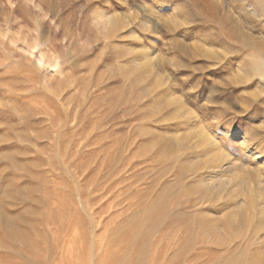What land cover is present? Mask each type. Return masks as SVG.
I'll return each instance as SVG.
<instances>
[{
    "label": "rangeland",
    "instance_id": "1",
    "mask_svg": "<svg viewBox=\"0 0 264 264\" xmlns=\"http://www.w3.org/2000/svg\"><path fill=\"white\" fill-rule=\"evenodd\" d=\"M263 68L264 0H0V264H264Z\"/></svg>",
    "mask_w": 264,
    "mask_h": 264
},
{
    "label": "bare ground",
    "instance_id": "2",
    "mask_svg": "<svg viewBox=\"0 0 264 264\" xmlns=\"http://www.w3.org/2000/svg\"><path fill=\"white\" fill-rule=\"evenodd\" d=\"M103 16L106 19H109V21H111L113 26L115 25L114 23L117 21L116 20L117 17L115 15L105 14ZM242 40L247 42L248 38L243 36ZM259 60L257 61V64L253 66V69L256 72L260 71V64H262L261 61ZM148 66L149 64L147 63V65H144L143 67H145V70H147ZM171 104H173L172 108L174 110V114L172 115L173 118L176 121L187 124L190 118L188 116L183 117V114H187L186 113L187 111L181 107L177 99H173ZM187 129H190V128L187 127ZM188 132L187 134L183 136L180 135L176 138L174 137V138L162 139L160 137L161 138L160 143L164 144L165 146L175 145L178 148L183 149L184 158H186L187 160L188 159L190 160L191 158L192 159L191 161H193V164H191V170L195 171L194 173L198 174L197 180L200 183V188L203 193L202 197L208 198L210 200L220 201L221 204L225 206L226 201L224 200L225 198L224 194L226 193V191H228L229 193V189L226 188L225 186L226 184H229V181L227 179V175H228L227 173L237 168L238 165L232 161L231 163H228V164L221 163L223 159V154L215 153L213 152V149H212V147L215 146L216 141L213 142L204 135H202L201 141L200 139L192 140L191 139L192 136H190ZM188 138L189 140L186 142ZM259 198L263 199L264 201L263 194H260ZM235 203H236L235 205L237 208L226 214V220L231 226L236 227L237 224L252 223L254 225L260 226L261 227L260 230L264 231V210H261L258 214L256 212L257 205L255 203L250 202L247 206H245V201L239 202V200H236Z\"/></svg>",
    "mask_w": 264,
    "mask_h": 264
}]
</instances>
